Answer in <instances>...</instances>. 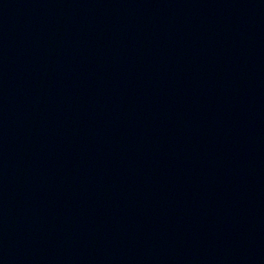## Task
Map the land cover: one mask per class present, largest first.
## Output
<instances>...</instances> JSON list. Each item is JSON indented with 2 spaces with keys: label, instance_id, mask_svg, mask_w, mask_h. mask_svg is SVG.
I'll use <instances>...</instances> for the list:
<instances>
[{
  "label": "water",
  "instance_id": "95a60500",
  "mask_svg": "<svg viewBox=\"0 0 264 264\" xmlns=\"http://www.w3.org/2000/svg\"><path fill=\"white\" fill-rule=\"evenodd\" d=\"M0 264H264V0H0Z\"/></svg>",
  "mask_w": 264,
  "mask_h": 264
}]
</instances>
